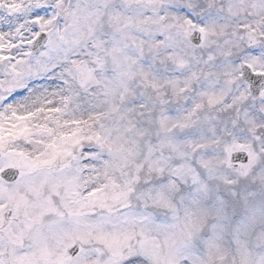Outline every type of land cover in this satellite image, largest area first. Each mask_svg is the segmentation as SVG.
Returning <instances> with one entry per match:
<instances>
[{
	"label": "snow or ice",
	"instance_id": "snow-or-ice-1",
	"mask_svg": "<svg viewBox=\"0 0 264 264\" xmlns=\"http://www.w3.org/2000/svg\"><path fill=\"white\" fill-rule=\"evenodd\" d=\"M0 264H264V0H0Z\"/></svg>",
	"mask_w": 264,
	"mask_h": 264
}]
</instances>
